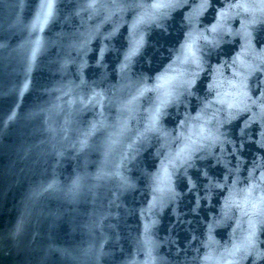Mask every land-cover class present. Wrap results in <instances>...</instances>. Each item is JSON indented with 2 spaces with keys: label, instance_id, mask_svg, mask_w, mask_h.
Wrapping results in <instances>:
<instances>
[{
  "label": "water",
  "instance_id": "obj_1",
  "mask_svg": "<svg viewBox=\"0 0 264 264\" xmlns=\"http://www.w3.org/2000/svg\"><path fill=\"white\" fill-rule=\"evenodd\" d=\"M0 264H264V0H0Z\"/></svg>",
  "mask_w": 264,
  "mask_h": 264
}]
</instances>
